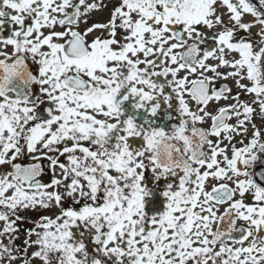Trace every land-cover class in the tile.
Wrapping results in <instances>:
<instances>
[{
    "label": "snow or ice",
    "instance_id": "snow-or-ice-1",
    "mask_svg": "<svg viewBox=\"0 0 264 264\" xmlns=\"http://www.w3.org/2000/svg\"><path fill=\"white\" fill-rule=\"evenodd\" d=\"M0 264H264V0H0Z\"/></svg>",
    "mask_w": 264,
    "mask_h": 264
}]
</instances>
